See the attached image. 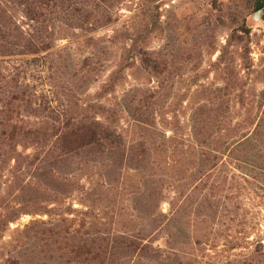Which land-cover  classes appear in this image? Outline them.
I'll list each match as a JSON object with an SVG mask.
<instances>
[{
	"label": "rangeland",
	"instance_id": "1",
	"mask_svg": "<svg viewBox=\"0 0 264 264\" xmlns=\"http://www.w3.org/2000/svg\"><path fill=\"white\" fill-rule=\"evenodd\" d=\"M258 1L264 2L129 0L118 22L98 34L105 49L87 86L76 83V68L57 73L37 61L40 89H52L76 115L84 103L111 106L135 145L150 141L156 154L142 169L117 173L109 171V159L84 163L67 195L36 192L28 207L38 212L0 230V264H89L80 263L75 245L84 248L91 237L122 246L128 254L115 264H264V5L258 9ZM143 26L153 66L125 69L111 88V76L126 65L130 37ZM80 34L66 28L57 41L59 49L75 44L65 52H74L75 64L89 54L75 42ZM139 89L153 95L156 126L149 132L118 105ZM196 114L214 127L202 137L193 132ZM197 142L201 155L190 159ZM6 174L0 213L13 180L20 187L26 178ZM158 249H181L180 262L153 258L150 251Z\"/></svg>",
	"mask_w": 264,
	"mask_h": 264
},
{
	"label": "trees",
	"instance_id": "2",
	"mask_svg": "<svg viewBox=\"0 0 264 264\" xmlns=\"http://www.w3.org/2000/svg\"><path fill=\"white\" fill-rule=\"evenodd\" d=\"M127 1L0 0V195L8 169L17 182L26 177L20 187L13 180L7 204L1 205L0 230L23 213L38 212L39 209L32 211L28 206L36 200L34 194L39 190L67 195L73 186L71 179L84 163L102 165L109 159L110 164H106L109 171L117 173L125 167L139 169L152 162L156 154L151 148L153 143L143 140L135 145L116 118L117 110L105 104L93 108L84 103L83 115H76L72 112H76L75 108L72 110L60 101L52 89H40L33 75L37 67H42L37 61L45 59L49 68L57 73L76 68V83L87 86L89 77L100 70L99 58L105 49L98 34L118 22L121 7ZM263 5V1H258L256 7ZM66 28L76 34L81 32L80 40L73 41L88 48L89 54L77 62V66L72 61L74 52L65 54L73 50L74 43L57 47L58 36ZM148 32L147 26L133 32L128 55L124 58L126 65L111 76V88L124 78L125 69L134 68L137 63L153 66L152 52L145 43ZM82 90L79 88L80 92ZM146 91L129 92L118 105L123 113H131L142 131L149 132V127L154 128L156 124L151 116L153 95ZM201 115L193 117V132L202 137L214 127L207 119H201ZM198 147L197 142L194 150L187 152L190 159L201 155ZM210 155V152L205 154L206 164L213 163ZM156 199L162 200L160 194ZM75 246L80 263L108 264L110 261L115 264L128 254L119 244L107 247L93 237L85 240L84 248L80 242ZM125 248L132 249L128 245ZM150 252L155 259L180 262L181 249Z\"/></svg>",
	"mask_w": 264,
	"mask_h": 264
},
{
	"label": "water",
	"instance_id": "3",
	"mask_svg": "<svg viewBox=\"0 0 264 264\" xmlns=\"http://www.w3.org/2000/svg\"><path fill=\"white\" fill-rule=\"evenodd\" d=\"M260 14H261V10H258L255 14V19L259 20L260 19Z\"/></svg>",
	"mask_w": 264,
	"mask_h": 264
}]
</instances>
